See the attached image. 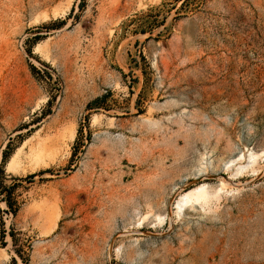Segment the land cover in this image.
<instances>
[{"label":"rangeland","instance_id":"obj_1","mask_svg":"<svg viewBox=\"0 0 264 264\" xmlns=\"http://www.w3.org/2000/svg\"><path fill=\"white\" fill-rule=\"evenodd\" d=\"M0 183V264H264V0H0Z\"/></svg>","mask_w":264,"mask_h":264},{"label":"bare ground","instance_id":"obj_2","mask_svg":"<svg viewBox=\"0 0 264 264\" xmlns=\"http://www.w3.org/2000/svg\"><path fill=\"white\" fill-rule=\"evenodd\" d=\"M259 157H260V155L255 154V153L249 154V160L251 161L249 163L250 165H248V166L240 165V166H238L237 171L240 172V173H243V171L247 170L250 166H253V165L257 164ZM242 159H243V155H242V157L239 156V157H237L235 159L230 160L229 162H227V165L231 166L236 161H241ZM250 168H252V167H250ZM234 175H236V173H234ZM213 194L209 191V187L207 185H204V184L202 186H198V187H196L194 189H190V190L184 191L180 195L179 200H177V204H176L177 206L176 207L178 209V213H180V214L183 213L182 215H184V216L186 215L187 216V215H191L192 214L191 212H193V211H191L190 209L194 208L195 206H199L200 205V208H201V205L202 206L205 205V207H206V205L209 203V201L212 200L215 197L216 194H214V196H213ZM217 194H218V192H217ZM202 209L205 210L204 207ZM159 219L160 220H164V218L162 216H159Z\"/></svg>","mask_w":264,"mask_h":264},{"label":"trees","instance_id":"obj_3","mask_svg":"<svg viewBox=\"0 0 264 264\" xmlns=\"http://www.w3.org/2000/svg\"><path fill=\"white\" fill-rule=\"evenodd\" d=\"M91 105H88V107H90ZM0 186H1V183H0ZM1 192L3 193H6L7 195V199L5 200L7 206L12 209L13 207V204H12V188L11 187H8L7 189H2Z\"/></svg>","mask_w":264,"mask_h":264}]
</instances>
